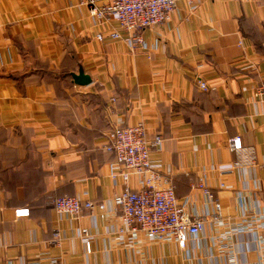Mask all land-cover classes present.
Instances as JSON below:
<instances>
[{
	"label": "crops",
	"instance_id": "0c3cea01",
	"mask_svg": "<svg viewBox=\"0 0 264 264\" xmlns=\"http://www.w3.org/2000/svg\"><path fill=\"white\" fill-rule=\"evenodd\" d=\"M192 1L178 0L132 50L97 40L118 23H98L76 0H0V264H228L229 254L264 264V3ZM79 70L89 85L73 83ZM137 122L163 137L151 162L170 175L184 211L216 215L184 247L118 235L113 212L69 219L53 208L60 195L98 202L124 187L104 144L114 126ZM233 137L253 149L254 163L224 175L237 158ZM202 174L211 199L196 187Z\"/></svg>",
	"mask_w": 264,
	"mask_h": 264
},
{
	"label": "built area",
	"instance_id": "2783aa9c",
	"mask_svg": "<svg viewBox=\"0 0 264 264\" xmlns=\"http://www.w3.org/2000/svg\"><path fill=\"white\" fill-rule=\"evenodd\" d=\"M178 0H76L80 6H87L89 14L98 23L110 19L118 23V29L100 32L96 35L99 41L105 38L121 39L131 44L132 50L143 45L141 31L169 21ZM191 5L192 0H186ZM264 3V0H263ZM202 90L209 89L204 81H198ZM257 96L264 101V84L257 91ZM114 101V98L111 99ZM106 151L115 156L113 168L121 166L119 175L124 180V187L111 199L94 202L75 195H60L54 199L53 208L59 217L76 219L84 210L94 207L102 211L101 218L108 213L118 214L119 226L115 228L118 235L141 233L147 240H163L173 238L180 247L187 244L189 237H196L204 228L206 221L216 219V215L189 214L184 211L175 195L174 185L168 173L163 174L161 163L151 162V151L158 150L163 141L160 135L148 136L147 127L143 122L127 125H116L106 134ZM229 146L237 158L230 168L221 174L232 173L234 169L252 165L254 152L252 148L242 145L240 137L229 140ZM136 176L141 186L131 188L129 179ZM224 183H220L223 186ZM196 187L201 189L208 198H212L205 185L204 174L198 179ZM219 212L220 205L215 204ZM28 209H17L15 215L26 216ZM78 237L82 239L85 252L90 253V235L86 228L79 229ZM59 231L53 233L52 241L59 243ZM228 264L236 263V256H227ZM50 264H70L61 259H51Z\"/></svg>",
	"mask_w": 264,
	"mask_h": 264
},
{
	"label": "water",
	"instance_id": "95a60500",
	"mask_svg": "<svg viewBox=\"0 0 264 264\" xmlns=\"http://www.w3.org/2000/svg\"><path fill=\"white\" fill-rule=\"evenodd\" d=\"M72 81L75 85L86 86L92 82L89 74L84 73V71L79 70L77 73H71Z\"/></svg>",
	"mask_w": 264,
	"mask_h": 264
}]
</instances>
